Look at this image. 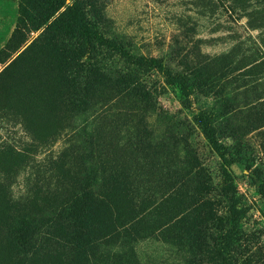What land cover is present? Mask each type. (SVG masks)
<instances>
[{
	"label": "rangeland",
	"instance_id": "374dc122",
	"mask_svg": "<svg viewBox=\"0 0 264 264\" xmlns=\"http://www.w3.org/2000/svg\"><path fill=\"white\" fill-rule=\"evenodd\" d=\"M23 4L0 0V51ZM252 5L249 25L238 0H109V34L183 74L187 96L111 52L67 71L25 52L44 28L22 26L0 57L1 72L23 53L0 78V264H264V0Z\"/></svg>",
	"mask_w": 264,
	"mask_h": 264
},
{
	"label": "trees",
	"instance_id": "16d2710c",
	"mask_svg": "<svg viewBox=\"0 0 264 264\" xmlns=\"http://www.w3.org/2000/svg\"><path fill=\"white\" fill-rule=\"evenodd\" d=\"M24 4L20 6V17L18 24L14 30L9 43L0 51V57L6 51L15 52L19 47L26 42V37L20 46H15L17 40L23 37V25L29 23L38 31L44 30L25 50L28 51L34 45H39L44 48V53L47 57H58L61 59L63 67L69 71L73 65L80 66L83 61L91 60L100 51L111 52L118 55L122 59H128L145 65H153L159 69L166 79L169 86L178 85L180 90L188 95L187 82L183 74H174L157 60H147L144 57H136L131 54L126 46L118 39L113 38L107 31L108 21L105 18V12L109 0H22ZM243 3L240 6L244 13V18L249 19L247 22L251 25V14L249 10L253 7V0H238ZM32 11L33 14L27 15L26 9ZM64 9V11H62ZM260 26L264 27V15L259 17ZM26 36V34H25ZM263 45V44H262ZM264 49V46H263ZM23 54V53H22ZM21 54V55H22ZM18 56L4 70L0 72V78L21 57ZM250 55L240 57L239 62H244L250 59ZM254 57V54L252 55ZM264 55L261 57L262 62ZM4 63V60H0ZM247 70V68H246ZM29 90L28 88L25 89ZM32 94V92H31ZM204 136L208 140L212 148L217 147V142L213 139L211 132L204 129ZM226 196H229L231 201L234 200L232 177L225 174ZM0 249H1V230H0Z\"/></svg>",
	"mask_w": 264,
	"mask_h": 264
}]
</instances>
